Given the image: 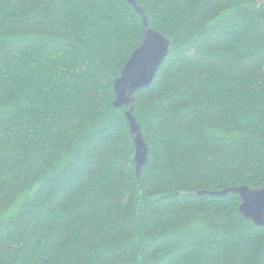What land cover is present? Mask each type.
Masks as SVG:
<instances>
[{
    "label": "trees",
    "instance_id": "16d2710c",
    "mask_svg": "<svg viewBox=\"0 0 264 264\" xmlns=\"http://www.w3.org/2000/svg\"><path fill=\"white\" fill-rule=\"evenodd\" d=\"M171 39L134 114L126 0H0V264H264L240 197L264 185V0H138Z\"/></svg>",
    "mask_w": 264,
    "mask_h": 264
},
{
    "label": "water",
    "instance_id": "95a60500",
    "mask_svg": "<svg viewBox=\"0 0 264 264\" xmlns=\"http://www.w3.org/2000/svg\"><path fill=\"white\" fill-rule=\"evenodd\" d=\"M139 13L143 25V39L133 50L124 64L120 75L113 82V106L127 108L125 116L135 145V169L139 178L142 168L149 159V146L143 135L141 124L134 114L136 92L149 87L159 68L166 60L171 47V39L163 32L150 26L148 16L138 0H126ZM215 196L229 193L239 195L240 213L256 226L264 227V185L251 187L246 184L227 186L220 190H202Z\"/></svg>",
    "mask_w": 264,
    "mask_h": 264
},
{
    "label": "bare ground",
    "instance_id": "6f19581e",
    "mask_svg": "<svg viewBox=\"0 0 264 264\" xmlns=\"http://www.w3.org/2000/svg\"><path fill=\"white\" fill-rule=\"evenodd\" d=\"M231 186V185H230Z\"/></svg>",
    "mask_w": 264,
    "mask_h": 264
}]
</instances>
